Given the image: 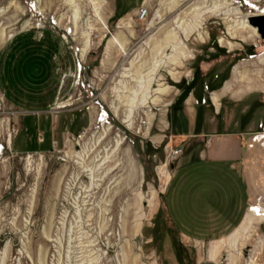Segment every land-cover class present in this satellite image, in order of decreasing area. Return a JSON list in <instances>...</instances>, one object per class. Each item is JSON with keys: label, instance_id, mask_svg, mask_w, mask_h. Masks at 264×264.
Here are the masks:
<instances>
[{"label": "rangeland", "instance_id": "1", "mask_svg": "<svg viewBox=\"0 0 264 264\" xmlns=\"http://www.w3.org/2000/svg\"><path fill=\"white\" fill-rule=\"evenodd\" d=\"M250 10L264 0H0V264H264V146L225 176L241 194L244 174L257 185L230 204V226H195L203 197L181 186L194 173L189 97L209 99L206 124L210 93L243 66L264 84ZM242 86L220 117L239 106L264 119V85Z\"/></svg>", "mask_w": 264, "mask_h": 264}, {"label": "crops", "instance_id": "2", "mask_svg": "<svg viewBox=\"0 0 264 264\" xmlns=\"http://www.w3.org/2000/svg\"><path fill=\"white\" fill-rule=\"evenodd\" d=\"M254 58L256 57H253V59ZM259 63L262 64L261 61H259ZM243 64L244 63H241L239 65L243 66ZM237 66H235L234 69ZM243 67L242 69L245 71L244 76L237 78L232 83L231 78L230 81L224 84V87L222 89L210 93L209 98L213 107V116L212 118L206 120L205 127L197 136L200 138H205L206 142L204 143L202 148L199 149L198 153H196V162L191 164L192 170L189 172L191 174L194 172L192 174V178H190L188 184L186 181L181 184V186L187 185L185 188H188L190 194H193L196 199H201L203 197L204 209L197 208L194 212L198 213L200 211H204L203 214L205 215H203L204 218L196 216L195 219L191 220L195 226H203V224H201V221L207 223L211 222V224L213 222H221V225L230 226V217H232L229 214V211L231 210V208L229 207L230 204L232 202H235L237 206L242 207L245 205L246 198L248 197L249 199H251L252 196L256 193L254 190H252L257 188V185L255 184L256 178L250 179L251 177H247V175L245 174L243 175L242 183L244 184L243 189L245 188L244 194L239 193V188L236 187L233 183H224L225 176L227 177V179H229L230 173L233 170L240 168V166L244 168L247 167L249 165L250 159H252L253 156H257V158L262 157V143L255 142L252 145L250 138L251 135L264 133V119H262L260 114H254L251 111L248 112L249 107H247L245 110L239 111V109H237L239 107L238 106L236 108L227 107L226 111L223 113L225 119H222V117H220L222 116V102L224 100L227 99L232 100L233 102H241V100L236 98L233 92V86L235 83H237L238 81L243 82L242 87L245 91H250L252 89L259 88L260 85H264L261 82L254 81L255 79L252 80V77L254 75H261L262 70L260 72L256 69L252 70V72L254 73H252L253 75L250 74L252 75L250 79L247 77V75L251 72ZM3 71L4 70H2L0 73H2ZM5 84H8V82L5 81L3 86ZM5 89L6 87L4 88V91ZM262 90L264 92V88H262ZM6 92L7 91H5V94ZM189 102L190 107L188 109V112L191 117L190 133H192L194 130V119L197 115L196 112L199 103L193 95L189 97ZM237 111L239 113H236ZM235 116L237 118L233 120ZM219 118L220 120H218ZM195 133L196 132H193L191 135H195ZM181 138H183L182 141L186 139V137ZM200 163H205L206 172H203L204 170ZM214 172L215 174H213ZM201 173H203L204 175L202 176ZM235 197H237V199H235ZM236 213L237 211H234L232 214L233 216H235L234 218L237 217ZM246 215L247 212L243 219H245ZM243 219L239 226H236L238 229L239 227H242V223L244 221ZM224 221L228 222L224 224ZM211 224H208L207 226ZM180 225L184 226V224L182 223ZM217 225L219 226V224Z\"/></svg>", "mask_w": 264, "mask_h": 264}, {"label": "trees", "instance_id": "3", "mask_svg": "<svg viewBox=\"0 0 264 264\" xmlns=\"http://www.w3.org/2000/svg\"><path fill=\"white\" fill-rule=\"evenodd\" d=\"M204 100V101H203ZM198 103H199V113H198V116H197V124H196V133L194 136H192L191 138V141H190V149H188V151H186V156L189 155L190 157L194 158V159H190L189 160V166L193 163L196 162V159H195V156H193L194 154L196 155V153H198L199 149L202 148V146L204 145V143L206 142V139L205 138H200V137H197L200 132L202 131V129L205 127V117H204V113L207 115V112L205 111V107L207 106V104L209 103V99L208 98H198ZM203 108V109H202ZM203 111V113H201V110ZM176 110V109H175ZM179 108L175 111V112H179ZM174 112V113H175ZM178 116H181L180 118H174L173 121H175V123H177L175 126H177V131L176 133H181V134H188V120L187 118L185 117L184 113H176ZM184 152V151H183ZM164 210L161 209V213H163ZM163 215L164 213L162 214V218H163ZM169 218V217H168ZM176 218V217H175ZM171 218H169V221L168 222H171L173 223L171 220ZM162 222V220H161ZM170 223V224H171ZM170 226V225H169ZM175 226H179L180 227V224H177L176 221H175Z\"/></svg>", "mask_w": 264, "mask_h": 264}, {"label": "built area", "instance_id": "4", "mask_svg": "<svg viewBox=\"0 0 264 264\" xmlns=\"http://www.w3.org/2000/svg\"><path fill=\"white\" fill-rule=\"evenodd\" d=\"M28 2V1H27ZM31 4V12H34V14H37V15H39L40 13H38L36 10V6H35V3H30ZM249 8H251V9H254L252 6L251 7H249ZM252 12V10H250L249 11V14H248V16H252L253 14L251 13ZM137 16L141 19V20H144L147 16H148V9L147 8H145V7H142L139 11H138V14H137ZM53 24V26L55 25L54 23H52ZM71 34H72V29L71 28H68V29H65V33H64V36H62L63 37V39H65L66 41H68V38H69V36H71ZM71 50L72 51H74V52H81V50L80 49H78L77 48V50H74L73 49V47H71ZM78 67H79V70H78V73H80V63L78 64ZM78 76H79V74H78ZM80 77V76H79ZM263 137V138H262ZM264 141V133H259V134H256L254 137H253V142H258V143H262V146H264V142H261V141ZM183 154V150H182V148H178V149H176L175 151H171L170 152V156H171V158H176V157H178V156H180V155H182Z\"/></svg>", "mask_w": 264, "mask_h": 264}, {"label": "water", "instance_id": "5", "mask_svg": "<svg viewBox=\"0 0 264 264\" xmlns=\"http://www.w3.org/2000/svg\"><path fill=\"white\" fill-rule=\"evenodd\" d=\"M248 23L251 27L257 30V33L264 39V14H255L248 17ZM137 245L140 244V240L136 239ZM205 264H214L211 262Z\"/></svg>", "mask_w": 264, "mask_h": 264}, {"label": "bare ground", "instance_id": "6", "mask_svg": "<svg viewBox=\"0 0 264 264\" xmlns=\"http://www.w3.org/2000/svg\"><path fill=\"white\" fill-rule=\"evenodd\" d=\"M249 24V23H248ZM252 29H255V28H253L252 27ZM256 30V29H255ZM115 39V38H114ZM116 43V42H115ZM262 63H264V59H262V60H260ZM263 138V137H262ZM261 142H264L263 140L261 141ZM8 143V142H7ZM159 172V174H161V175H164L165 176V174H166V176H167V173L162 169V168H160L159 170H158ZM163 177V176H162ZM252 211H254V212H257V213H261L262 211H261V209H259V208H257V207H254L253 209H252Z\"/></svg>", "mask_w": 264, "mask_h": 264}, {"label": "flooded vegetation", "instance_id": "7", "mask_svg": "<svg viewBox=\"0 0 264 264\" xmlns=\"http://www.w3.org/2000/svg\"><path fill=\"white\" fill-rule=\"evenodd\" d=\"M261 128H262V126H261Z\"/></svg>", "mask_w": 264, "mask_h": 264}]
</instances>
